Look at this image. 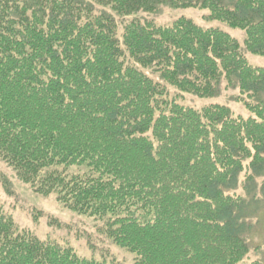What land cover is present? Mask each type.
I'll use <instances>...</instances> for the list:
<instances>
[{
	"label": "trees",
	"instance_id": "16d2710c",
	"mask_svg": "<svg viewBox=\"0 0 264 264\" xmlns=\"http://www.w3.org/2000/svg\"><path fill=\"white\" fill-rule=\"evenodd\" d=\"M163 7L208 10L245 41L137 16ZM246 52L264 56V0H0V160L105 219L136 264H262L246 259L264 206V66ZM169 87L239 89L250 115L180 104ZM0 264L107 263L20 232L0 209Z\"/></svg>",
	"mask_w": 264,
	"mask_h": 264
},
{
	"label": "rangeland",
	"instance_id": "374dc122",
	"mask_svg": "<svg viewBox=\"0 0 264 264\" xmlns=\"http://www.w3.org/2000/svg\"><path fill=\"white\" fill-rule=\"evenodd\" d=\"M208 10L197 8L173 9L163 7L157 14L140 13L142 21L152 20L157 25L169 26L180 17L191 18L203 28L218 27L236 37L241 44L245 41L243 30L229 27L226 23L211 20ZM135 17V16H132ZM122 31V25H120ZM120 31V32H121ZM251 64L264 66V56L246 52ZM148 73V72H147ZM156 77V75H152ZM225 86V85H223ZM170 97H176L178 102L193 108L221 103L228 105L236 116L247 117L245 105L246 95L239 89L223 87L218 97L202 98L189 93L178 94L176 89L169 87ZM178 95V97H177ZM0 173L5 174L11 182V193H8L0 182V209L14 219L20 232H28L44 242L55 243L61 247L73 249L78 257L95 259L107 264H136V255L128 249L113 242L104 232L105 219L87 215H79L64 207L57 201L56 195H41L31 186L21 182L15 172L0 160ZM246 197V191L238 190ZM252 230L249 235L251 250L246 262L260 260L264 264V206L256 216L250 219Z\"/></svg>",
	"mask_w": 264,
	"mask_h": 264
}]
</instances>
